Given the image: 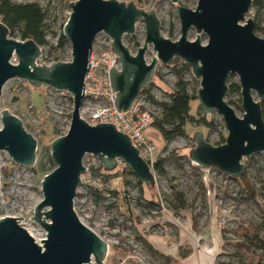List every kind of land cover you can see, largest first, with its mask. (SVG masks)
<instances>
[{"label": "water", "instance_id": "95a60500", "mask_svg": "<svg viewBox=\"0 0 264 264\" xmlns=\"http://www.w3.org/2000/svg\"><path fill=\"white\" fill-rule=\"evenodd\" d=\"M5 0H0V6ZM176 6L180 20V38L171 41L161 35V23L155 11L145 12L133 3L115 0H76L65 3L69 11L62 35L71 45L70 63L37 66L41 51L33 41L8 38L9 30L0 22V94L12 79L27 82L33 88L47 87L66 92L73 100V113L68 133L50 145L54 170L42 182V201L31 220L46 233L39 247L16 220H0V264H89L93 258L103 264L109 247L78 219L73 205L86 170L85 156L92 155L106 171L122 161L129 172L145 186L155 184L154 176L125 135L110 124L90 126L80 118L84 100V79L88 74L92 45L100 33L108 35L111 50L118 57L121 70H110V84L116 92L115 107L126 112L147 85L155 78L157 66L170 65L179 59L188 66L193 78L200 82L197 100L206 114L221 116L227 131L225 143L214 147L201 133L189 160L200 168H215L225 176H243L244 159L264 154V120L260 101L264 99V39L255 32V22L248 18L253 0H198L191 11L179 7V0H167ZM142 19L145 41L131 54L123 37L133 36ZM196 31L189 41V30ZM200 34L207 37L203 45ZM153 59L147 64L148 46ZM15 59L16 64L11 60ZM231 76L239 79L242 118L225 101ZM256 94L258 102L253 99ZM0 129V152H7L17 165L31 169L36 163V140L27 133L22 121L3 111Z\"/></svg>", "mask_w": 264, "mask_h": 264}, {"label": "rangeland", "instance_id": "374dc122", "mask_svg": "<svg viewBox=\"0 0 264 264\" xmlns=\"http://www.w3.org/2000/svg\"><path fill=\"white\" fill-rule=\"evenodd\" d=\"M18 4H37L45 13L46 45L56 42L62 35L64 23L69 11L65 8L62 0H12ZM72 0L70 2H74ZM109 1V0H105ZM119 3H133L138 9L145 12L155 11L161 23V35L173 42L178 41L180 34V20L176 14V6L167 0H115ZM198 0H179L178 6L195 11ZM254 11L248 15L253 20ZM257 21V20H256ZM260 26H264V9L258 19ZM196 31L189 30L187 39L195 41ZM203 45L207 44V37L200 34ZM264 39V34H258ZM8 38L20 41L18 33L9 31ZM145 25L142 19L136 24L133 36L123 37V43L131 53H137V49L143 46L145 41ZM153 48L148 46L145 59L151 62L153 59ZM184 79L189 83V92L197 98V90L200 82L195 80L190 73L184 74ZM195 80V82H194ZM176 82L172 67L162 66L155 73V78L149 86L155 98L165 97ZM239 84L237 76L229 78L227 84ZM44 95L41 88H33L27 82L12 79L3 87L0 94V125L3 111L18 117L25 129H33L37 117L48 124L49 128L42 137V144L36 156L35 166L26 169L15 164L7 152H0V220L3 218L19 219L17 224L23 229H31L37 239H46L45 231L31 218L36 206L42 201L41 182L50 174L54 168L50 163V145L60 138V130L66 125L69 110L68 99L51 100L45 98L46 107L43 109ZM166 99V97H165ZM253 99L258 98L253 93ZM264 100V99H263ZM225 101L230 103L238 118H242L241 98L239 92L228 93ZM30 107L36 109V115H31ZM191 115L195 118L206 116L216 126L213 129L199 127L196 123H188L185 127L186 137H177L167 146L155 127H150L144 133L146 139L157 147L160 158L168 154L176 153L182 160L177 163L169 162L164 166L168 173L167 177L155 176L153 186L143 185V196L145 201L160 200L162 211L160 214L150 211L138 203L140 191L134 185L129 176H119L122 165L117 164L115 169L106 171L96 157L85 156L83 165L85 174L81 177V186L74 200V211L77 217L88 222L89 227L95 233L109 243V251L106 264H132V251L140 246L146 250L141 238H161L160 225H167L171 235L176 237V242L184 239V234H197L196 237L211 235L209 247L216 259V264H264L262 251H253V257L243 253L236 256L234 244L243 242L241 234L245 230L255 227L258 239L264 241V214L261 206L264 204V154L254 155L242 161L245 172L248 174L252 184L263 193L256 202L247 199L243 193L240 182L230 177H225L222 172L215 168L200 169L191 164L189 154L195 148L193 139L195 133H201L207 143L214 147L221 145V140L226 139L227 131L221 116L216 112L206 114L198 100L191 103ZM189 161V162H188ZM52 162V161H51ZM54 166V165H53ZM197 169V172L192 171ZM106 176L109 180H106ZM103 189H97L99 182ZM125 181H131L125 186ZM203 184V189L200 187ZM172 188H176L183 194L185 199V210L175 215L170 210L172 200ZM109 191H118L120 196L117 200L109 195ZM127 194L130 203L127 206L121 200ZM129 208V211H128ZM256 226L258 228H256ZM145 240V239H144ZM199 245L203 246V242ZM43 248V244L42 247ZM187 250L179 249L180 252Z\"/></svg>", "mask_w": 264, "mask_h": 264}, {"label": "built area", "instance_id": "2783aa9c", "mask_svg": "<svg viewBox=\"0 0 264 264\" xmlns=\"http://www.w3.org/2000/svg\"><path fill=\"white\" fill-rule=\"evenodd\" d=\"M111 43H112L111 38L105 33H100L94 40V43L92 45V52L89 57L90 68L88 74L85 76L84 79V93H83L84 100L82 102V106L79 113L80 118L90 126H96L99 124H110L115 127L117 132L129 138L131 145L136 150H138L140 158L147 163L155 179V176L158 174L156 173L154 166L155 163L157 162V159L160 157V154L155 144L145 138L144 133L147 129L153 126L155 120L161 114V109L151 102L150 97L151 96L154 97V96L151 90L148 89L150 86L149 84L141 92L138 98L133 102V104L131 105L128 111L126 112L118 111L117 107H115V100L117 95L116 92L112 91L110 84V70L114 66V70L119 72L121 70V67L119 63L115 64L116 59H118V57L115 55L114 52H112L110 45ZM39 48L41 51V55L36 60L37 66L44 65L46 67H49L53 63L55 64L58 62L70 63L73 59L71 45L68 42H66L63 45H60L59 39L53 44L48 45L47 50H45L46 48L44 46ZM11 63L16 64L14 58L11 60ZM149 63L150 62H147V64ZM160 67H162V65L159 64L157 66L156 72L159 71ZM41 91L43 92L45 98L51 100L68 99L69 101L68 118L66 121V125L62 126L60 130V134H61L60 137L65 136L70 128L71 116L74 109L72 97L66 92H57L47 87H42ZM45 98L43 102L44 104L43 109L46 107ZM154 99L158 102L165 100L162 97L161 98L154 97ZM36 112H37L36 109L34 110L33 107H30L31 115H36ZM35 123L36 125L33 129L27 130L25 129L24 126L23 128L36 140L37 142L36 156H37L42 144V137L49 128V126L42 119L40 120V118L37 117V115H36ZM1 128L2 126L0 125V129ZM117 164H120L122 166L124 165L122 161H117ZM191 164L196 166L193 163ZM200 169H205V168H200ZM135 179H132V181L134 182ZM97 189L100 190L103 189V185L100 182L99 185L97 186ZM79 221L86 228H88L93 233H95V231H93L89 227L88 222H84L81 219H79ZM158 228H160L161 230V235H162L161 238H163L169 244L176 243V237L174 235H171V232H169V230L167 229L169 227H167L166 224L160 225V227ZM98 237L101 240H103L105 243H107L109 247V243L107 240L101 238L100 236ZM105 261L103 264H106ZM131 261L132 264H161L160 261L153 259L146 250L144 251L142 246L132 251ZM89 264H97V263L92 258ZM214 264H216V259Z\"/></svg>", "mask_w": 264, "mask_h": 264}, {"label": "trees", "instance_id": "16d2710c", "mask_svg": "<svg viewBox=\"0 0 264 264\" xmlns=\"http://www.w3.org/2000/svg\"><path fill=\"white\" fill-rule=\"evenodd\" d=\"M63 2H70L72 0H62ZM264 9V0H253L251 12L254 11L253 20L255 22L254 32L258 34H264V26L261 27L258 19L261 15L262 10ZM45 13L37 4H18L12 0H5L0 6V22L7 27V29L13 34L14 32L18 33V37L21 42L33 41L37 46L42 47L46 45V32H45ZM257 20V21H256ZM60 45L65 44L67 41L63 35L59 38ZM169 67H172V71L176 77V82L174 87L165 93V100L158 102L154 97H150L151 102L158 106L161 109V114L155 120L153 127H155L160 133L163 142L167 146L177 137H186L185 127L188 123H196L197 126L203 127L206 129H213L216 124L212 120H207L206 116L202 118H195L191 115V103L197 101L195 95H191L189 92V83L184 79L185 73H190V69L184 62L179 59H175ZM232 77V76H231ZM195 82V80H194ZM229 92H240L238 84H228ZM228 92V93H229ZM231 105L230 103H228ZM262 117L264 120V100L260 101ZM225 143V140H221V145ZM182 160V158L177 157L176 153L168 154L164 158H158L155 163L154 169L156 173L160 176L167 177L168 173L164 170V166L169 162L177 163V161ZM189 162V161H188ZM50 163L52 164L51 160ZM53 168H55L52 165ZM119 176H129L132 179H135L134 176L129 172V170L123 165L120 170ZM192 171L197 172V169H192ZM106 180H109V177L106 176ZM240 182L243 193L246 195L247 199L254 202L261 196L263 193L259 192L254 184H252L248 174H243L242 177L234 179ZM132 182L125 181L124 185L129 186ZM134 185L140 191V198L138 203L142 206V203L150 211H154L157 214L161 213V206L158 200L151 199L150 201H145L143 196V185L141 182L135 179ZM200 187L203 189V184H200ZM109 195L113 196L117 200L119 199L120 194L118 191H109ZM122 201L128 206L130 203V198L127 194H124L121 198ZM264 214V204L261 206ZM185 199L181 192L176 191V188H172V200L170 201V210L175 214L179 215L180 212L185 210ZM129 211V208H128ZM256 228H258L256 226ZM255 227L251 230H244L241 234L243 242L234 244L236 249L235 255L240 257L243 253L249 254L253 257V251H262V258H264V241L258 239L255 234ZM142 244L144 245L146 251L149 255L160 261L161 264H176L173 258L166 256L158 251H156L146 240L139 238ZM188 255V252H180L179 257L185 258ZM226 264V263H221Z\"/></svg>", "mask_w": 264, "mask_h": 264}, {"label": "crops", "instance_id": "0c3cea01", "mask_svg": "<svg viewBox=\"0 0 264 264\" xmlns=\"http://www.w3.org/2000/svg\"><path fill=\"white\" fill-rule=\"evenodd\" d=\"M197 234H184V239L176 243L169 244L163 238L148 237L144 238L156 251L173 258L176 264H214L215 257L209 247L212 236L205 235L197 238ZM203 242V246L199 245ZM179 249L187 250L188 255L185 258L179 257Z\"/></svg>", "mask_w": 264, "mask_h": 264}, {"label": "bare ground", "instance_id": "6f19581e", "mask_svg": "<svg viewBox=\"0 0 264 264\" xmlns=\"http://www.w3.org/2000/svg\"><path fill=\"white\" fill-rule=\"evenodd\" d=\"M27 232H28V234L33 238V240L35 241V243L39 246V247H42V244L43 243H41L42 241H44V239H37L36 238V236H35V234H34V231L33 230H31V229H25Z\"/></svg>", "mask_w": 264, "mask_h": 264}]
</instances>
